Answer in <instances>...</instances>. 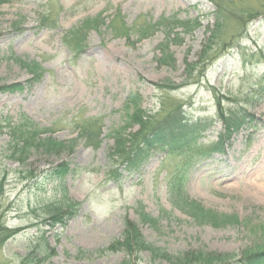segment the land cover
Wrapping results in <instances>:
<instances>
[{
	"label": "rangeland",
	"instance_id": "374dc122",
	"mask_svg": "<svg viewBox=\"0 0 264 264\" xmlns=\"http://www.w3.org/2000/svg\"><path fill=\"white\" fill-rule=\"evenodd\" d=\"M214 11L208 0H19L0 6V87L27 85L36 67L42 74L31 89L0 92V220L5 228L19 230L0 247V264H121L125 253L110 246L122 239L128 220L147 242L172 255L200 249L239 258L264 247V202L245 188L264 169V103L259 97L246 106L252 122L234 132L228 146L212 149L223 134L216 97L232 107L264 84V20L252 22L242 36L240 26L229 24L224 34L228 47L220 44L218 57L213 55L218 60L204 77L188 81L185 61H198ZM174 20L170 26L184 23L171 45L177 63L161 66L155 56L167 35L164 27L141 41L138 31L147 22ZM73 33L82 38L80 51L67 38ZM169 81L183 86L169 91L163 88ZM132 91L154 121L177 105L197 122L201 119V149L169 156L156 152L139 172L117 184L106 181L116 164L109 153L117 131L125 140L136 130L126 123L133 111ZM87 121L101 125L98 149L80 140L74 153L32 150L24 162L10 149L13 127L20 134L21 125L35 124L49 132L41 138L67 141L78 136L77 124ZM61 163L72 171L52 177L51 169ZM180 196L239 222L199 224L183 212ZM70 201L82 205L73 202L76 215L62 226L52 217ZM141 213L159 219L158 224L143 223ZM132 260L170 264L152 261L148 252Z\"/></svg>",
	"mask_w": 264,
	"mask_h": 264
},
{
	"label": "trees",
	"instance_id": "16d2710c",
	"mask_svg": "<svg viewBox=\"0 0 264 264\" xmlns=\"http://www.w3.org/2000/svg\"><path fill=\"white\" fill-rule=\"evenodd\" d=\"M14 1L19 0H0V6ZM208 1L215 6V22L213 28L209 29V37L203 45L198 61H185L186 78L188 81H192L193 79L199 80L204 77L206 70L218 60L216 57L220 53V44L228 47L224 34L229 24L235 22L240 26L242 32L239 36H242L248 33L249 25L252 22L261 18L264 20V0L257 6L253 5L254 0ZM246 3L248 4L246 5ZM87 22H90V19ZM87 22L84 24L86 28L89 24ZM174 22L175 20L170 23L161 22L159 24L147 22L138 31L139 41H141L148 37L151 31L156 30L158 27H164L167 35L165 41L158 46V54L155 56L156 61L161 66H175L177 63L175 54L171 52V45L176 41V37L179 38L181 36V32L176 30L180 26H183L184 23L179 21L178 24L170 26ZM124 36L127 37L132 46L136 45V41L132 40L128 32H125ZM67 38L72 40L70 45L75 44L77 51L83 48L82 38L77 33H73L67 36ZM36 68L38 72H35L27 85L24 83L3 85L0 87V92L16 93L22 92L24 89L33 88L35 83L42 78L40 68ZM262 82H264V77ZM168 83L163 88L169 91L183 86V83L179 85H175L170 81ZM135 96H137L135 91H132L129 95L133 111L129 114L126 123L127 128L133 129L136 127V130L125 140L123 139V134L117 131L113 138L114 149L109 153L110 159L115 161L116 164L112 165L109 169L106 181H114L117 184L125 177L139 172L140 168L156 152L162 151L169 156L176 153L197 154L201 149L200 134L203 129L201 119L197 122V120L187 116L183 105L176 104L177 106H173L160 120L154 121L153 117L148 114L149 111L138 105V102L134 98ZM257 97L264 103V84L260 88L248 93L244 99L233 103L232 107L223 106L221 100L216 97V113L217 118L223 126V134L220 135L218 141L212 143L213 151L228 146L227 143L230 136L234 132L241 130L246 124L252 122L253 114L246 106ZM29 124L28 126L23 124L19 127L20 134H18V127H13L10 132L12 137L10 149L14 157L22 162L28 158L32 150L43 149L45 153L55 155L64 152L74 153L80 140L86 141L88 146H93L96 149L101 145V125L95 121L77 124L78 136L67 141H59L53 135L41 138L42 133H49L47 129L40 131L37 125ZM17 154L23 156L18 157ZM11 158L13 157L11 156ZM51 170L52 177L57 179L64 178L72 171L66 163H61ZM178 199L183 212L194 218L199 224L210 223L216 227H225L239 222L235 216H222L209 211L200 202L193 200L189 196H180ZM73 202L77 206L82 205L81 202L70 201L67 209L57 212L56 216L52 217V219L61 223L62 226H66L68 221L75 217L77 212V210L73 209ZM140 217L143 223L152 226H156L159 222V219H154L151 216L145 215V213H141ZM18 232L19 230L5 228L0 220V247ZM110 249L125 253L126 259L121 264H133L132 258L139 261L144 252H148L152 256V261L161 260L167 261L170 264H264V247L262 246H258L257 250L249 249L243 252L239 258L233 254L212 253L200 249L172 255L166 250L147 242L140 232L138 225L129 220L125 223L122 239L115 240L111 244Z\"/></svg>",
	"mask_w": 264,
	"mask_h": 264
},
{
	"label": "bare ground",
	"instance_id": "6f19581e",
	"mask_svg": "<svg viewBox=\"0 0 264 264\" xmlns=\"http://www.w3.org/2000/svg\"><path fill=\"white\" fill-rule=\"evenodd\" d=\"M255 178V183L247 182V187L245 188L252 193V198L264 202V169L258 171L255 174Z\"/></svg>",
	"mask_w": 264,
	"mask_h": 264
}]
</instances>
